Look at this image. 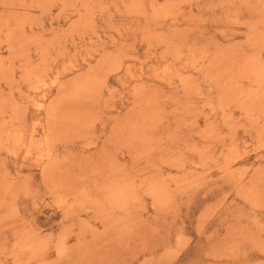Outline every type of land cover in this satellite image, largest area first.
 <instances>
[{
	"label": "rangeland",
	"instance_id": "374dc122",
	"mask_svg": "<svg viewBox=\"0 0 264 264\" xmlns=\"http://www.w3.org/2000/svg\"><path fill=\"white\" fill-rule=\"evenodd\" d=\"M0 264H264V0H0Z\"/></svg>",
	"mask_w": 264,
	"mask_h": 264
}]
</instances>
